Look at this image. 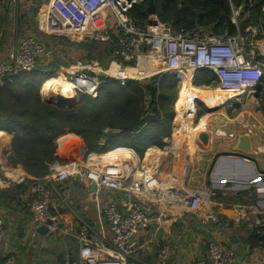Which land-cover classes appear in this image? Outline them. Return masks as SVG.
Returning a JSON list of instances; mask_svg holds the SVG:
<instances>
[{
    "label": "built area",
    "instance_id": "obj_1",
    "mask_svg": "<svg viewBox=\"0 0 264 264\" xmlns=\"http://www.w3.org/2000/svg\"><path fill=\"white\" fill-rule=\"evenodd\" d=\"M56 4L55 11L38 13L35 20L45 34H54L70 42L85 40L104 42L113 45L110 66L104 67L98 60L78 62L67 71L75 98L89 95L97 99L99 90L109 80L126 86L129 81L152 80L166 75L189 74L193 84L199 73L213 75L215 87L208 86L205 91L218 90L233 94L226 105H231L243 97L252 96L258 101L264 86V6L263 17L245 36L240 31L231 36L217 35L200 27L178 30L171 24L162 22L157 13L149 14L148 19L140 23L132 16V11L145 5L144 0H51ZM13 0H0V5L9 6ZM147 9L149 5H146ZM243 8L232 7L231 22L238 29L241 24ZM248 16V15H247ZM244 17V20L246 17ZM55 58L54 49L48 47L33 34L22 37L5 55H0V84L9 76L18 77L33 70L40 62L48 63ZM118 66L110 72L112 65ZM138 68L146 72L143 76H129L127 68ZM67 80V79H66ZM179 83H181L178 80ZM225 105V106H226ZM177 121L172 123V139L183 134ZM106 130L105 133H108ZM251 134L247 128L245 133ZM232 132L223 127H216L213 135L217 139H237L243 133ZM240 135V136H239ZM71 138L73 140H71ZM60 141L78 156L83 152V143L77 137L67 133ZM76 139V140H75ZM59 141V144H60ZM79 144L72 149L69 144ZM126 152L130 153V150ZM264 153V150H260ZM103 160L93 154H87L85 161L70 159L66 164L57 162L45 178L48 183H64L76 180L96 185L97 191L107 190L121 192L131 199L126 210L122 212L118 205L108 202L100 210L109 233L82 223L77 232L64 228L56 215L58 206L51 190H44L43 184H36L32 197L27 201L29 219L32 227L31 237H39L40 228L46 227V236L65 235L72 237L79 245V261L66 254L64 264H137L135 254L145 246L140 237L160 225L175 221L188 213L196 215L204 204L218 196L215 190L204 191L187 186L167 187L162 179L160 167L154 160L140 167L130 154ZM9 157L0 155V171H10ZM43 193L42 197H37ZM226 194V193H225ZM236 199L249 201L252 194ZM65 205L67 201L59 197ZM238 212L250 231L264 235V218L253 220L242 213L244 206H238ZM237 208V209H238ZM218 223L217 216L209 218ZM206 219L202 223H206ZM6 238L5 223L0 214V246ZM171 250L163 245L159 248L155 264H169ZM14 259L7 257L1 264H13ZM191 264H239L236 251L220 241L208 244L206 256Z\"/></svg>",
    "mask_w": 264,
    "mask_h": 264
},
{
    "label": "crops",
    "instance_id": "obj_2",
    "mask_svg": "<svg viewBox=\"0 0 264 264\" xmlns=\"http://www.w3.org/2000/svg\"><path fill=\"white\" fill-rule=\"evenodd\" d=\"M16 2L17 6L13 10L11 6ZM56 6L51 0H13L9 6H6L7 8L0 6V19L5 20L2 26L0 23V40L3 37V42L0 44V55L7 54L11 47L21 39L10 34V24L13 17L16 18L17 16L18 18L20 16L21 22L29 23L31 22L30 12L36 10L37 13L41 11L54 12ZM14 14L16 15L14 16ZM26 26L24 24V27ZM110 70L116 71L113 66ZM127 73L135 77L138 70L129 69ZM141 73L145 74L143 71ZM191 84L194 85L193 82ZM208 86L215 87V81L211 85H201L200 87L205 90ZM193 87L198 86L195 84ZM40 92L42 99H45L43 88ZM215 93L220 94V97L222 96L219 92L212 94ZM260 98L258 101L249 95L237 100V104L226 105L222 111L224 118L216 119L213 124L210 121L208 124L210 129L223 127L232 132L243 133L241 137L248 136L252 144V149L248 152L239 148L241 137L217 139L213 135V142L211 141L209 148L206 147L208 149H205L204 157L193 158L181 149V147L186 149V146H190L188 136L185 139L179 137L172 139L171 124L170 135L163 139L160 146L147 149L143 156H141L142 153L140 154L132 148H117L104 154L91 153L98 160L108 154H113L112 152L116 153L119 151L118 149L125 150L123 152L126 154L129 153L126 151L130 150L129 154L134 158L138 169L141 165L145 166L148 163L146 160L148 155L152 153V158L160 167L162 179L167 187L183 185L189 188L197 187L204 191L212 189L218 192V196L214 200L204 204L198 216L184 212L183 217L178 216L171 225L164 223L158 226L159 231L156 233L155 229L152 228L147 234H143L140 237V242L145 247L135 254L137 264H155L158 250L163 245L169 246L171 250L169 264H191L193 261L206 256L208 244L211 241L223 242L230 249L236 251L239 256V264H264V247L252 246L251 237L256 232L249 230L238 212L240 210L238 206H244L242 213L253 218V220L264 218V153L260 152V150H264V86ZM191 107L184 108L189 110ZM229 111L234 112L235 116L230 117ZM194 118L195 115H193L191 125ZM1 126L3 127L2 124ZM1 126L0 133H4V135H0V155L4 158L9 157L10 160L13 150V136ZM247 128L252 131L251 134L245 133ZM59 138L56 139L58 145L56 154L63 160L68 148ZM9 167L11 169L8 173L0 171V197L15 184H25L27 189L18 201L7 199L3 203L0 202L2 204L0 205V214L6 226V238L0 246V264L7 257L14 259L11 248L18 246L21 238L29 239L34 243L37 246L36 251L48 250V246L54 241L57 244L62 242L61 254L57 258H52L49 264H64L65 254H71L76 262L80 259L79 245L72 237L65 235L46 236L40 232L39 237L35 239L31 237L32 227L26 203L32 197L33 187L38 183L43 184L44 190H51L54 193L56 204L59 205L58 209L55 210L56 215L64 228L73 233L77 232L84 222L97 229L101 228L100 225L103 223L104 232L109 233L105 219L100 216L101 208L108 202H113L124 212L132 199L121 192L107 190L91 192V186L88 183L76 180L58 184L46 182L45 178L48 175L42 179H35L21 165L14 166L10 161ZM27 180H32V183L27 184ZM235 194L239 196L252 194V197L249 201H244L236 199ZM42 196L43 193L37 194V197ZM59 197L65 198L68 205L60 203ZM213 215L217 216L218 223L209 220ZM188 217L191 220H188ZM204 219L207 220L205 224L202 223ZM231 223L234 228L229 227ZM176 226H180L178 230L175 229ZM232 235H237L238 244L234 245L230 242ZM246 240L247 242H245ZM76 253L78 259H76ZM146 255H148L147 258Z\"/></svg>",
    "mask_w": 264,
    "mask_h": 264
},
{
    "label": "trees",
    "instance_id": "obj_3",
    "mask_svg": "<svg viewBox=\"0 0 264 264\" xmlns=\"http://www.w3.org/2000/svg\"><path fill=\"white\" fill-rule=\"evenodd\" d=\"M144 1L145 5L132 11V16L140 23L149 17L146 5L154 2L159 19L178 30L200 27L217 35L231 36L239 31L248 36L249 29L259 25L264 6V0ZM232 7L243 8L239 29L231 22ZM4 21L0 19L1 26ZM2 42L3 37L0 44ZM44 43L54 49L55 46L64 45L73 50H82L84 62L98 60L104 67L108 66L113 56V45L103 42L85 40L79 44L62 37H52ZM101 46L104 48L101 49ZM63 53L65 60L55 51L54 60L47 64L40 62L35 69L18 77H6L0 84V126L2 124V129L13 136L12 165H21L35 179L46 177L51 167L61 161L56 154V139L67 132L76 134L84 141L86 154L132 148L142 153L141 156L147 149L160 146L163 139L170 135L176 115L173 103L177 78L172 75L154 78L147 83L132 80L123 87L109 80L99 90L101 97L94 99L81 94L77 106L72 110L45 103L40 91L46 81L57 78L60 67L70 66L73 62L66 52ZM214 81L213 75H206L196 86L211 85ZM171 91L173 94L170 95ZM180 94L181 91L176 105L188 115L189 110L180 104ZM193 115L188 116L191 122ZM106 130L109 132L105 133ZM26 183L31 184L32 180ZM26 189L25 184H15L2 194L0 202L7 199L18 201ZM251 244L263 248L264 235L254 234Z\"/></svg>",
    "mask_w": 264,
    "mask_h": 264
},
{
    "label": "rangeland",
    "instance_id": "obj_4",
    "mask_svg": "<svg viewBox=\"0 0 264 264\" xmlns=\"http://www.w3.org/2000/svg\"><path fill=\"white\" fill-rule=\"evenodd\" d=\"M16 6H17V2L13 3L11 8L14 10ZM15 15L16 14H14V16ZM37 15H38L37 10L30 12L31 22H29V23L21 22L19 15H18L19 16L18 18H17V16H16V18L13 17V21L10 24V34L12 36H15L17 39L22 38L23 36H26L27 34H33V35L37 36L39 39H41L43 42H46L47 38L60 37V36H57L54 34H45L42 32V30L39 27L36 28L33 25V21L35 20ZM24 24L27 25L28 27L27 26L24 27ZM248 33H249V31H248ZM249 34H248V36H251V34L250 35ZM96 42H98V41H96ZM80 43H82V42H79V44ZM100 48L103 49L104 47L101 46ZM52 49H54V48H52ZM54 51H57V54L59 56H61V58H63V59H64V53L63 52H66L68 54V57H70L72 59V61H73L72 64H70V66H61L60 69L57 71V76H56L59 79L60 78L61 79H67L69 81L70 78L66 74L67 71H71L70 68L72 66H75L76 64H78V62H84V60H82V58L85 56L84 52L82 50L78 51L77 49L73 50L69 46H64V45L55 46ZM112 51H113V49H112ZM110 64H111V61L108 65L110 66ZM203 76H204L203 73L198 74L196 84H199L200 81H202ZM148 81L149 80H144V81H140V82L147 83ZM189 84H191V83H189ZM192 86H194V85H192ZM183 90H184V87L177 80L176 89H175V93H174L175 94V100L173 103L176 115L174 116L173 120L179 122L181 127H182L181 129L183 130V134L178 135L177 137L185 139L187 136V135H185V133L187 132L188 127H187V124L182 123L180 121V119H179L180 113L178 112L177 105H176V103H177L176 101L179 97V93L181 91L180 95L182 96ZM169 93L171 95V94H173V91H171ZM105 95H106V93H104L103 97H105ZM99 97H101V93H99L98 98ZM147 99L149 100V97H147ZM190 102H192L194 104L196 102V105H195L196 106V113L194 114L196 121L194 118V122L191 125V127H198V125L200 124V122L202 121L203 118L208 119V121L209 122L211 121L212 124L215 122L216 119L220 120V119L224 118L222 111H223V109H225V107H223V108H218V107L211 108V107L207 106L203 101L197 102V101L190 100ZM237 103L238 102L236 100L233 101V104H237ZM228 113H229L228 115L230 117L235 116L234 112L229 111ZM213 131H214V129H210V128H208V130H207L206 135L208 134L207 138L209 137L210 140H213ZM70 134L77 137L78 140L75 139L77 142L80 141V143L81 142L83 143V140L79 136H77L76 134H73V133H70ZM200 137H204V135H201ZM71 140H73V139L71 138ZM84 147H85V144H84ZM57 149H58V145H57ZM85 149L86 148H83L84 153H82L76 157L75 152H73L69 147L68 151L67 150L65 151V158L63 160L60 158V160H61L60 163H62V165H64L67 163L68 160L75 158V157H76L75 159L81 160L84 162L86 157H87ZM103 160H107V159L104 158ZM178 227H180V226H178ZM178 227L176 226L175 229L178 230ZM62 246H63L62 242H59L57 244L54 241V243H52L48 246V250L36 251L37 246L34 243H32L29 239L21 238L18 242V246L11 248V252L13 254L12 256L14 257V261L16 264H20V263L21 264H49L50 261L52 260V258H57L61 254ZM65 256H66V254L64 255V259H65ZM75 256H76V259H78L77 253L75 254ZM147 257H148V255H146V258Z\"/></svg>",
    "mask_w": 264,
    "mask_h": 264
},
{
    "label": "bare ground",
    "instance_id": "obj_5",
    "mask_svg": "<svg viewBox=\"0 0 264 264\" xmlns=\"http://www.w3.org/2000/svg\"><path fill=\"white\" fill-rule=\"evenodd\" d=\"M112 66L114 70L118 69V66H116L115 64H113ZM129 69L130 68H127L126 71H128ZM131 69L138 70V74L135 77L141 76L140 75L142 71L141 69H138V68H131ZM110 72H114V71L110 70ZM178 80L181 82L182 86L184 87L183 94L181 96V106L183 107L192 106L189 109L188 115L183 113L182 110L177 106L178 112L180 113V118H179L180 121L182 123L187 124L188 130L185 133V135L188 136V139L190 142L189 147L186 146V149H183V147H181V149L185 151L187 155L189 154L193 158H203L205 149H208L211 146V141H212L209 139V137L207 138L208 134L206 135L207 130L209 128V125H208L209 121L208 119L203 118L200 124L198 125V127H191V119L190 117L188 118V116L196 113V106H195L196 102L194 104L190 102V100L197 101V102L203 101L207 106L211 108H216V107L223 108V107H226L225 105L227 104L228 101L231 100L230 98L233 97L232 96L233 94L232 95L227 94L224 92H220L218 90L205 91L204 88L202 87L195 88L191 84H189L193 82L192 77L189 74H180ZM43 91H44V96L46 98L54 99L56 101L71 102V100L75 99L74 88L71 82H69L66 79L60 78V79H53V80L50 79L46 81V83L43 86ZM213 92H219L222 94V96L220 97V94H216V93L212 94ZM0 135H4V134H0ZM201 135H204V137H200ZM69 145L72 147V149L79 148V145H76L74 142ZM124 154L126 153L123 151H118L113 154H108L104 158L105 159L114 158V157H118ZM152 156L153 154L150 153L146 161L149 162V161L155 160L154 158H152ZM122 157H126V156H122Z\"/></svg>",
    "mask_w": 264,
    "mask_h": 264
},
{
    "label": "water",
    "instance_id": "obj_6",
    "mask_svg": "<svg viewBox=\"0 0 264 264\" xmlns=\"http://www.w3.org/2000/svg\"><path fill=\"white\" fill-rule=\"evenodd\" d=\"M39 10H40V8H39ZM147 12L151 15L157 13V7H156L154 2H150L148 9H147ZM33 25L36 28H38V22L36 20L33 21ZM43 100H45L44 101L45 103L53 104V105L57 106L58 108L69 109V110L74 109L78 104V98L71 100V102L56 101L54 99H47V98L43 99ZM239 144H240L239 148L242 151L248 152V151H251V149H252L251 139L248 136L241 137L239 140ZM96 190H97L96 185H91V192H95ZM188 220H191V218L188 217ZM229 227L234 228V225L231 223L229 225ZM5 228H6V226H5ZM39 232L41 234L45 235L47 233V228L46 227L40 228ZM237 232H239V230H237ZM230 242L234 245L238 244L239 239H238L237 235H232L230 237ZM245 242H247V240Z\"/></svg>",
    "mask_w": 264,
    "mask_h": 264
}]
</instances>
